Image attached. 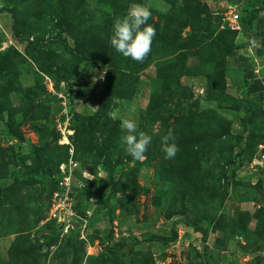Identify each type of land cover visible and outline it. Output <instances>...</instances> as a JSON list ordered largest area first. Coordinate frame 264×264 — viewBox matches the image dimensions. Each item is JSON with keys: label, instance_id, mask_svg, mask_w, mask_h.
<instances>
[{"label": "rangeland", "instance_id": "rangeland-1", "mask_svg": "<svg viewBox=\"0 0 264 264\" xmlns=\"http://www.w3.org/2000/svg\"><path fill=\"white\" fill-rule=\"evenodd\" d=\"M0 264H264V0H0Z\"/></svg>", "mask_w": 264, "mask_h": 264}, {"label": "clouds", "instance_id": "clouds-1", "mask_svg": "<svg viewBox=\"0 0 264 264\" xmlns=\"http://www.w3.org/2000/svg\"><path fill=\"white\" fill-rule=\"evenodd\" d=\"M152 12L143 3H132L122 16L114 19L109 43L116 52L136 62H142L151 51L155 28L148 23ZM120 142L125 152L135 160L144 159V154L152 141V136L138 131L137 123L128 118L120 122ZM160 150L165 159L175 157L179 148L171 130L160 137Z\"/></svg>", "mask_w": 264, "mask_h": 264}, {"label": "built area", "instance_id": "built-area-1", "mask_svg": "<svg viewBox=\"0 0 264 264\" xmlns=\"http://www.w3.org/2000/svg\"><path fill=\"white\" fill-rule=\"evenodd\" d=\"M238 18V14H232V17H230L231 22L235 21Z\"/></svg>", "mask_w": 264, "mask_h": 264}]
</instances>
